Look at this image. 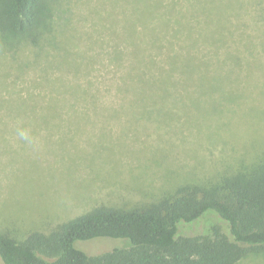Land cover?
<instances>
[{
  "label": "rangeland",
  "instance_id": "1",
  "mask_svg": "<svg viewBox=\"0 0 264 264\" xmlns=\"http://www.w3.org/2000/svg\"><path fill=\"white\" fill-rule=\"evenodd\" d=\"M35 18L28 36L0 31V233L22 239L96 206L146 205L264 156V0H41ZM228 26L256 36L252 74L202 69L185 91H118L116 36ZM215 223L227 229L212 212L187 229ZM125 243L75 244L92 255ZM237 264H264V253Z\"/></svg>",
  "mask_w": 264,
  "mask_h": 264
},
{
  "label": "trees",
  "instance_id": "2",
  "mask_svg": "<svg viewBox=\"0 0 264 264\" xmlns=\"http://www.w3.org/2000/svg\"><path fill=\"white\" fill-rule=\"evenodd\" d=\"M40 2L0 0V31L28 36L38 25ZM116 39L117 58H110L122 69L117 85L122 92L176 93L187 90L202 69L230 75L248 65L252 74L262 61L256 36L232 30ZM218 61H226L228 68L215 69ZM209 212L227 229L221 223L202 231L187 229ZM99 237L129 243L92 255L75 244ZM255 251L264 253V156L216 181L182 184L146 205L96 206L49 232L34 230L22 239L0 233L2 264H237Z\"/></svg>",
  "mask_w": 264,
  "mask_h": 264
},
{
  "label": "clouds",
  "instance_id": "3",
  "mask_svg": "<svg viewBox=\"0 0 264 264\" xmlns=\"http://www.w3.org/2000/svg\"><path fill=\"white\" fill-rule=\"evenodd\" d=\"M21 135H23V133Z\"/></svg>",
  "mask_w": 264,
  "mask_h": 264
}]
</instances>
